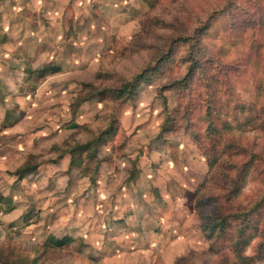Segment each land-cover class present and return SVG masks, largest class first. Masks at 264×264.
Segmentation results:
<instances>
[{"label":"clouds","instance_id":"9594fccd","mask_svg":"<svg viewBox=\"0 0 264 264\" xmlns=\"http://www.w3.org/2000/svg\"><path fill=\"white\" fill-rule=\"evenodd\" d=\"M6 114L0 264H264V0H0Z\"/></svg>","mask_w":264,"mask_h":264},{"label":"trees","instance_id":"16d2710c","mask_svg":"<svg viewBox=\"0 0 264 264\" xmlns=\"http://www.w3.org/2000/svg\"><path fill=\"white\" fill-rule=\"evenodd\" d=\"M94 147V146H93ZM94 155V153H91L90 154V156L92 157ZM261 205L262 204H258L257 206H256V208L255 209H253V211H255V212H260L261 211ZM223 211V210H222ZM257 235L260 237V245L261 246H264V235H262V234H260V233H257Z\"/></svg>","mask_w":264,"mask_h":264},{"label":"rangeland","instance_id":"374dc122","mask_svg":"<svg viewBox=\"0 0 264 264\" xmlns=\"http://www.w3.org/2000/svg\"><path fill=\"white\" fill-rule=\"evenodd\" d=\"M11 119H12L11 114H6L4 117V123H3V125H0V126H7L8 124L11 123ZM91 153L92 152H90V154ZM89 158L91 159L92 157L89 155ZM261 204H262L261 205V210H262V209H264V202H262Z\"/></svg>","mask_w":264,"mask_h":264}]
</instances>
